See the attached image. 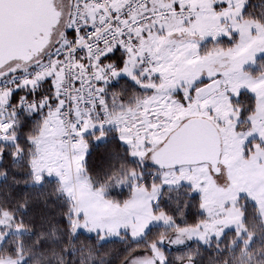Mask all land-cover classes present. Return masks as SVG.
<instances>
[{"label":"snow or ice","instance_id":"1","mask_svg":"<svg viewBox=\"0 0 264 264\" xmlns=\"http://www.w3.org/2000/svg\"><path fill=\"white\" fill-rule=\"evenodd\" d=\"M13 185L44 208L56 185L51 203L73 209L49 231L142 245L128 264H172L184 236L224 255L234 232V253L264 202V0H0V186ZM84 253L65 255L95 264Z\"/></svg>","mask_w":264,"mask_h":264},{"label":"trees","instance_id":"2","mask_svg":"<svg viewBox=\"0 0 264 264\" xmlns=\"http://www.w3.org/2000/svg\"><path fill=\"white\" fill-rule=\"evenodd\" d=\"M97 177L94 176V179ZM99 179H104L102 176ZM113 176L105 179L102 187H106ZM9 185L12 181L9 180ZM15 185L10 190L8 187L0 186V213H7L12 217L14 225L18 227L20 236H9L7 242L0 247V259L22 258L27 264H71V259L65 254L73 249H85V255L91 254L95 259V264H122L128 257L138 251H145V248L137 245H130L128 240L116 239L117 242L109 243L103 248L98 247L99 241L88 242L83 238L78 240L75 245L72 244L69 236L64 235L62 240H58L55 235L49 231V226L55 220L60 219L69 210V205L65 206V211H60V203H51L55 201L53 189L56 185H45V191L50 200V205L47 208L43 207V199L37 198V190H30L28 193L15 190ZM23 188V183L19 185ZM130 197V192L125 191L122 195L117 192L112 199L125 201ZM25 203L29 205V211L24 214ZM199 201L193 202L192 216L186 221L188 224L196 223L199 218L195 215L198 211ZM246 222L243 225L250 234L254 235L255 241L250 250H246L241 244L236 251H231L229 244L235 239L234 232L229 233L219 245V251L224 252V255L217 254V246L215 243L208 249L202 251V245L197 242H188L191 247H184L183 252L179 254L172 253L169 259L172 264H192V261H197V264H264V225L261 217L256 212L254 206L248 205L246 212ZM23 218V224L20 223ZM70 231V230H67ZM170 232V231H169ZM173 233V230H171ZM4 234V232H0ZM171 233L166 234L170 235ZM150 240L156 241L160 239V235L156 232L149 237ZM89 249L91 252L89 253ZM211 253V255H209Z\"/></svg>","mask_w":264,"mask_h":264},{"label":"rangeland","instance_id":"3","mask_svg":"<svg viewBox=\"0 0 264 264\" xmlns=\"http://www.w3.org/2000/svg\"><path fill=\"white\" fill-rule=\"evenodd\" d=\"M113 179H114V177H113ZM101 188L103 189L104 187H102L101 186ZM132 194L130 193V196H131ZM78 196H79V192H78ZM86 197H83V198H79V197H77V200H78V202L81 200V199H85ZM127 200V199H126ZM241 204L243 205L244 204V202L243 201H241ZM69 206V210H72L73 209V205H71V204H68ZM249 205H251V206H254L255 208H256V212H257V214L259 215V217H261V220H262V223H263V225H264V202H260V203H249ZM14 221H13V219H12V216L11 215H9V214H7V213H0V226H2V228H3V230L2 231H0V232H4V234H0V240H3L4 239V237H5V235H7L8 234V232L11 230L13 233H16L17 231H19V229H18V227H16L15 225H14V223H13ZM226 223H231V220H226L225 221ZM211 227V226H210ZM242 230H244V231H246V233H247V235L241 240V245L245 248L247 245H248V243H249V240L251 239V238H253L254 237V235L253 234H250L248 231H247V229H245L244 227H242ZM168 233H171L170 235H167L166 237H168V238H172V237H176L177 235H178V233L175 231V230H173V233L171 232V230H170V232L168 231L166 234H168ZM234 235H235V239L232 241V242H230L229 244L231 245V248L232 247H234L235 246V241H236V239H237V236H236V234L234 233ZM184 240H185V243H188V242H193V241H190V240H188L187 239V237L186 236H184V237H182ZM114 239H117V238H114ZM198 243V242H197ZM200 244V243H199ZM174 247L175 246H179V247H181V246H183L182 244H177V245H173ZM145 251H138V252H135L134 254H132L130 257H132V256H134V255H136L137 253H141V254H143ZM130 257H128L122 264H128V261H129V258ZM21 260H23L22 258H9V257H5V258H2V259H0V264H20V261ZM137 264H138V262H137Z\"/></svg>","mask_w":264,"mask_h":264},{"label":"crops","instance_id":"4","mask_svg":"<svg viewBox=\"0 0 264 264\" xmlns=\"http://www.w3.org/2000/svg\"><path fill=\"white\" fill-rule=\"evenodd\" d=\"M77 197H79V198L87 197V193L79 192V196H78V193H77Z\"/></svg>","mask_w":264,"mask_h":264}]
</instances>
